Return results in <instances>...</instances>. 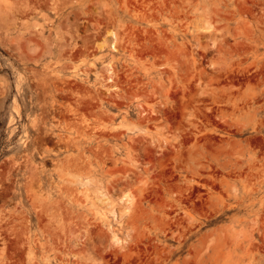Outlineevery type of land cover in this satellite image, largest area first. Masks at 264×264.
<instances>
[{
  "label": "rangeland",
  "instance_id": "rangeland-1",
  "mask_svg": "<svg viewBox=\"0 0 264 264\" xmlns=\"http://www.w3.org/2000/svg\"><path fill=\"white\" fill-rule=\"evenodd\" d=\"M0 264H264V0H0Z\"/></svg>",
  "mask_w": 264,
  "mask_h": 264
},
{
  "label": "bare ground",
  "instance_id": "bare-ground-1",
  "mask_svg": "<svg viewBox=\"0 0 264 264\" xmlns=\"http://www.w3.org/2000/svg\"><path fill=\"white\" fill-rule=\"evenodd\" d=\"M107 67L108 68H106V69H107V72L109 73V71H111V69H110V66L109 65Z\"/></svg>",
  "mask_w": 264,
  "mask_h": 264
}]
</instances>
